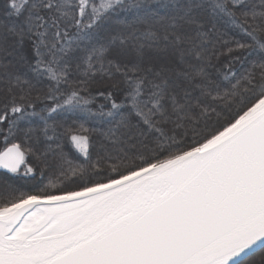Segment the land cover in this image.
<instances>
[{
    "label": "snow or ice",
    "instance_id": "6c2138e0",
    "mask_svg": "<svg viewBox=\"0 0 264 264\" xmlns=\"http://www.w3.org/2000/svg\"><path fill=\"white\" fill-rule=\"evenodd\" d=\"M0 94V264H264V0H0Z\"/></svg>",
    "mask_w": 264,
    "mask_h": 264
},
{
    "label": "trees",
    "instance_id": "16d2710c",
    "mask_svg": "<svg viewBox=\"0 0 264 264\" xmlns=\"http://www.w3.org/2000/svg\"><path fill=\"white\" fill-rule=\"evenodd\" d=\"M225 86H226V85H225ZM34 95H35V94H34ZM4 99H5L4 95H3V94H0V102H2ZM39 107H40V102L37 103V109H39ZM34 120H35V118H34ZM27 126H28V122H21V124H20V127H21V128H25V127H27ZM19 135H20V134L17 133V138H19ZM11 142H13V141L10 140L9 143H11ZM93 144H95V140L93 141ZM6 146H7V145H5V144L3 143V137L0 136V151H2ZM90 152H91V155H92V159H95V156H96V147L93 146V147L90 149ZM74 158H78V162H79V163H85L84 158H83L82 156H79V154H76V156H75ZM52 182H53V183H57V181H55V180H53ZM47 183H48V181L46 180V181H45V184H47ZM57 186H59L58 183H57ZM50 190H54V189H50Z\"/></svg>",
    "mask_w": 264,
    "mask_h": 264
}]
</instances>
